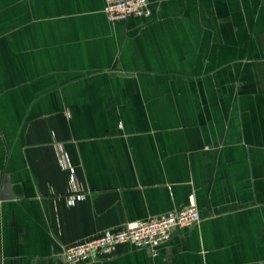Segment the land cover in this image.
Returning a JSON list of instances; mask_svg holds the SVG:
<instances>
[{"label":"crops","instance_id":"obj_1","mask_svg":"<svg viewBox=\"0 0 264 264\" xmlns=\"http://www.w3.org/2000/svg\"><path fill=\"white\" fill-rule=\"evenodd\" d=\"M0 0V264L185 207L157 255L79 264H264V0ZM82 199L70 202L72 171Z\"/></svg>","mask_w":264,"mask_h":264},{"label":"built area","instance_id":"obj_2","mask_svg":"<svg viewBox=\"0 0 264 264\" xmlns=\"http://www.w3.org/2000/svg\"><path fill=\"white\" fill-rule=\"evenodd\" d=\"M104 13L112 21H127L132 17L146 18L150 16L149 0H105ZM59 163L72 171L71 184L73 192L70 202L82 199L80 187L74 173L69 152L64 145L55 142ZM201 221V213L193 196L189 203L180 209H175L148 219L129 222L124 228L109 229L103 233L88 237L75 244L65 247L63 256L68 264H79L101 255L113 252L119 245L129 243L138 248H150L157 255L158 247L169 240L172 229L187 228Z\"/></svg>","mask_w":264,"mask_h":264},{"label":"water","instance_id":"obj_3","mask_svg":"<svg viewBox=\"0 0 264 264\" xmlns=\"http://www.w3.org/2000/svg\"><path fill=\"white\" fill-rule=\"evenodd\" d=\"M174 228H175V227H174ZM174 228H173V229H174Z\"/></svg>","mask_w":264,"mask_h":264}]
</instances>
